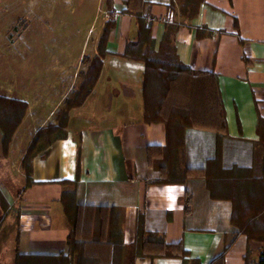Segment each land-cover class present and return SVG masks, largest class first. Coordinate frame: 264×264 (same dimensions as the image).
Returning a JSON list of instances; mask_svg holds the SVG:
<instances>
[{"label": "crops", "instance_id": "1", "mask_svg": "<svg viewBox=\"0 0 264 264\" xmlns=\"http://www.w3.org/2000/svg\"><path fill=\"white\" fill-rule=\"evenodd\" d=\"M139 15L149 26L155 50L167 26L175 25L179 61L196 75L215 77L226 123L222 166L251 168L259 159L264 0H204L193 16L183 13L180 0H101L95 40L89 45L84 41L76 59L59 68L44 96L37 100L35 95H0L27 104L4 159L8 166L12 157L18 161L22 180L17 195L7 199L6 221L15 225L11 264L17 253L65 256L73 264H183L181 256L160 255L159 247L149 246L150 234L179 245L200 264L258 261L262 244L238 231L232 223V201L212 197L205 178L157 182L168 174L160 165L168 146L166 126L145 120L144 63L123 56L126 43L138 37ZM108 22L112 27L98 79L85 101L69 111L66 136L31 159L27 185L21 160L36 129L31 126L56 121L55 112L80 84L83 57L98 54V39ZM26 120L30 129L21 134ZM183 140V168L203 169L216 154L214 129L189 127ZM71 191L81 206L72 256L68 244L72 228L62 201V195ZM119 231L122 242L116 238Z\"/></svg>", "mask_w": 264, "mask_h": 264}, {"label": "trees", "instance_id": "2", "mask_svg": "<svg viewBox=\"0 0 264 264\" xmlns=\"http://www.w3.org/2000/svg\"><path fill=\"white\" fill-rule=\"evenodd\" d=\"M204 0H180L182 11L187 16L196 14L199 5ZM138 37L126 43L123 56L131 60H140L144 63L143 97L144 117L147 122H162L166 126L168 146L164 151V159L160 165L166 168V178L158 183L183 182L186 178L203 177L210 195L214 198H225L232 201V223L238 231L244 234L250 242L260 241L262 248L256 263L264 264V237L254 234L248 229L251 222L241 220L234 200L220 192L231 184L242 187L255 172H261L264 180V121L258 122L260 140L257 143L258 160L251 168L232 166L225 168L221 163V142L226 137V123L221 110L215 77L212 75H196L186 65L182 64L175 52L173 35L175 25L167 26L157 50L154 49L153 39L150 36L149 26L138 16ZM112 27L106 23L97 43L98 54L93 57H83L84 70L79 73L80 84L65 100V109L56 117V124L45 129H39L30 140L27 150L21 160V167L25 175V183L29 185L31 176V159L40 151L51 145L54 141L66 136V125L69 111L81 105L91 93L101 70L102 57L107 53L106 43L108 33ZM157 81V84L154 82ZM165 84V85H164ZM27 109L24 101L9 99L0 96V147L2 158H6L12 137L20 125ZM206 127L216 131V154L210 158L203 169H190L184 167V131L189 127ZM252 175V176H251ZM74 182V181H73ZM64 181V184H73ZM264 185V182H263ZM247 187V185H245ZM65 214L71 225L68 239L70 255L74 253L77 243L73 239L77 223L80 204L77 203L74 191L62 195ZM264 201V192H263ZM1 211L4 218L9 213L7 200L0 199ZM103 208H99L101 212ZM6 211V212H4ZM143 231V230H141ZM264 231V226H263ZM121 241V232L116 235ZM111 241V240H110ZM100 241L98 240L97 243ZM102 243V241L100 242ZM111 243V242H110ZM149 246L159 247L160 255H178L183 258V264H200L190 260L186 251L179 245L166 244L162 237L150 234L146 240ZM69 258V257H68ZM14 264H73V260L65 256H25L16 254Z\"/></svg>", "mask_w": 264, "mask_h": 264}, {"label": "rangeland", "instance_id": "3", "mask_svg": "<svg viewBox=\"0 0 264 264\" xmlns=\"http://www.w3.org/2000/svg\"><path fill=\"white\" fill-rule=\"evenodd\" d=\"M100 1L0 0V95L11 93L20 98L35 95L37 100L44 96L46 89L55 83L59 68L76 59L84 41L89 45L95 40L99 27L95 17ZM65 100L55 112V118L65 109ZM56 123H45L42 127L34 124L32 138L39 129ZM28 128L26 120L20 133L27 132ZM1 148L0 199L5 201L17 195L22 180L18 161L12 157L9 167L6 158H2ZM254 177L242 187L231 184L220 192L234 200L239 223L251 222L248 229L253 235L264 237V180L260 171ZM1 207L0 203V264H11L10 238L14 236L15 225L7 223Z\"/></svg>", "mask_w": 264, "mask_h": 264}, {"label": "built area", "instance_id": "4", "mask_svg": "<svg viewBox=\"0 0 264 264\" xmlns=\"http://www.w3.org/2000/svg\"><path fill=\"white\" fill-rule=\"evenodd\" d=\"M116 17H117V14H114V15H113V18L115 19Z\"/></svg>", "mask_w": 264, "mask_h": 264}]
</instances>
